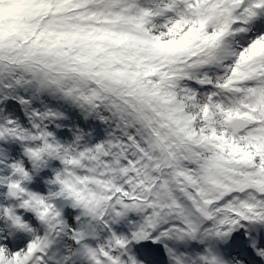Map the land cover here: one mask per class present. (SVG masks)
I'll list each match as a JSON object with an SVG mask.
<instances>
[{
    "label": "snow or ice",
    "instance_id": "6c2138e0",
    "mask_svg": "<svg viewBox=\"0 0 264 264\" xmlns=\"http://www.w3.org/2000/svg\"><path fill=\"white\" fill-rule=\"evenodd\" d=\"M25 5L0 264H264V0Z\"/></svg>",
    "mask_w": 264,
    "mask_h": 264
},
{
    "label": "trees",
    "instance_id": "16d2710c",
    "mask_svg": "<svg viewBox=\"0 0 264 264\" xmlns=\"http://www.w3.org/2000/svg\"><path fill=\"white\" fill-rule=\"evenodd\" d=\"M13 0H0V5L10 6L8 10L0 13V28H7L14 24L26 12L25 1L18 5L11 6Z\"/></svg>",
    "mask_w": 264,
    "mask_h": 264
}]
</instances>
